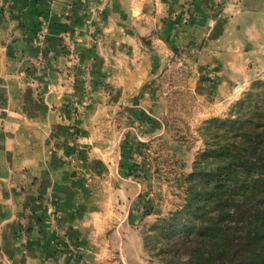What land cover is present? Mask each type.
I'll return each instance as SVG.
<instances>
[{
	"label": "crops",
	"instance_id": "1",
	"mask_svg": "<svg viewBox=\"0 0 264 264\" xmlns=\"http://www.w3.org/2000/svg\"><path fill=\"white\" fill-rule=\"evenodd\" d=\"M96 1L0 0V264H130L139 238L112 210L131 189L144 118L162 119L147 84L191 42L202 44L194 77L210 63L217 79L240 81L264 56V0H106L91 29ZM41 20L50 36L40 52ZM40 58L43 75L28 74ZM84 64L97 81L85 105L75 89Z\"/></svg>",
	"mask_w": 264,
	"mask_h": 264
},
{
	"label": "rangeland",
	"instance_id": "2",
	"mask_svg": "<svg viewBox=\"0 0 264 264\" xmlns=\"http://www.w3.org/2000/svg\"><path fill=\"white\" fill-rule=\"evenodd\" d=\"M95 3L96 7L94 4L89 7L91 15L86 18L91 29L94 16L98 11L103 12L107 1ZM43 22L49 29L47 21L41 20L36 32L40 52L50 36L49 31L40 42L38 35ZM201 48L202 44L195 42L177 47L163 77L147 84L150 93L153 92L152 101L159 102L164 109L162 119L144 118L149 137H145L144 145H133L128 155L126 182L131 189L117 196L121 206L112 210L119 221L126 220L131 232L139 238L138 249L129 256L130 264H165L155 248L165 239L156 238L158 234L153 228L161 219L175 215L186 205L191 188L198 181L195 167L210 161L206 160V150L234 138L241 130L264 125V56L255 59L251 67L245 65L248 72L242 75L243 79L226 82L217 79V69L210 63L195 77L191 75L193 69L189 64L200 54ZM261 51L264 55V50ZM45 67L41 58L33 60L27 67L30 68L28 74L42 76ZM81 67L80 97L83 100L82 85L87 81V102L97 81L87 64ZM224 83L234 91L223 93L220 87ZM75 100L69 101L70 116L77 110V105H73ZM117 198L115 196L114 200ZM131 244L134 245L133 240ZM69 250L73 249L69 247ZM78 259L79 264H107L92 255ZM110 260L108 264H125L120 257Z\"/></svg>",
	"mask_w": 264,
	"mask_h": 264
},
{
	"label": "trees",
	"instance_id": "3",
	"mask_svg": "<svg viewBox=\"0 0 264 264\" xmlns=\"http://www.w3.org/2000/svg\"><path fill=\"white\" fill-rule=\"evenodd\" d=\"M241 131L206 150L186 205L153 228L165 264H264V125Z\"/></svg>",
	"mask_w": 264,
	"mask_h": 264
},
{
	"label": "built area",
	"instance_id": "4",
	"mask_svg": "<svg viewBox=\"0 0 264 264\" xmlns=\"http://www.w3.org/2000/svg\"><path fill=\"white\" fill-rule=\"evenodd\" d=\"M48 32H49V29L47 27V24L43 22L41 24V29H40L39 35H38L40 42L45 39V37L48 35ZM82 88H83V90H82V93H83L82 96L83 97L82 98L84 100L82 104L85 105L86 104V102H85L86 101V93L88 92V89H89L87 81L83 83ZM74 106H75V104H74Z\"/></svg>",
	"mask_w": 264,
	"mask_h": 264
}]
</instances>
